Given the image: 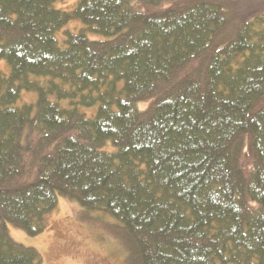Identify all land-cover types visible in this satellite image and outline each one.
Segmentation results:
<instances>
[{
	"label": "trees",
	"instance_id": "1",
	"mask_svg": "<svg viewBox=\"0 0 264 264\" xmlns=\"http://www.w3.org/2000/svg\"><path fill=\"white\" fill-rule=\"evenodd\" d=\"M57 1L0 0V264H42L8 225L41 233L60 196L115 218L131 264H264V15Z\"/></svg>",
	"mask_w": 264,
	"mask_h": 264
},
{
	"label": "rangeland",
	"instance_id": "2",
	"mask_svg": "<svg viewBox=\"0 0 264 264\" xmlns=\"http://www.w3.org/2000/svg\"><path fill=\"white\" fill-rule=\"evenodd\" d=\"M77 0L57 1L55 7L71 9ZM227 12L230 28L246 18L264 15V0H218ZM83 25L71 20L59 30L76 32ZM90 37L97 35L88 33ZM0 70L9 72L8 64L0 61ZM30 94V95H26ZM34 92L23 91L21 99L34 100ZM87 112V109L82 108ZM11 237L26 246L36 248L42 264H131L130 248L120 223L112 216L83 208L76 201L60 196L57 208L48 216L44 231L29 235L20 228L8 225Z\"/></svg>",
	"mask_w": 264,
	"mask_h": 264
}]
</instances>
